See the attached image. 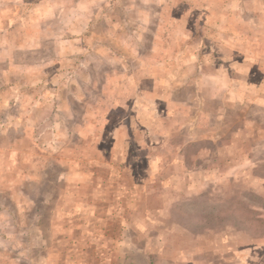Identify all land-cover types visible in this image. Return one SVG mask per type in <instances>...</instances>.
<instances>
[{"label": "rangeland", "instance_id": "obj_1", "mask_svg": "<svg viewBox=\"0 0 264 264\" xmlns=\"http://www.w3.org/2000/svg\"><path fill=\"white\" fill-rule=\"evenodd\" d=\"M23 3L0 0V264H264V0Z\"/></svg>", "mask_w": 264, "mask_h": 264}, {"label": "crops", "instance_id": "obj_2", "mask_svg": "<svg viewBox=\"0 0 264 264\" xmlns=\"http://www.w3.org/2000/svg\"><path fill=\"white\" fill-rule=\"evenodd\" d=\"M19 2L20 3H22V4H26V3H23V0H19ZM39 18H34L33 20H31L30 22H29V20H27V21H25V22H22V24H21V26H22V28H25V27H32L33 28V30H34V33L33 34H31L30 36L29 35H27V34H22V37H20V40H19V43H23L24 41H26V42H34V43H36L37 44V41H39L40 39H41V37H42V28L40 27V21L41 20H38ZM12 26H14L9 20H6V22H5V25H4V28L2 29L3 31H7V33L8 34H10L11 33V31H10V28L12 27ZM35 44V45H36ZM10 69V68H9ZM214 83V82H213ZM215 84V83H214ZM231 85H232V82H231V80H229V78H228V84H226V86H225V90H228V89H230L231 88ZM22 85H20V84H15L14 86H11L10 85V93L11 94H16V96L18 95V97L17 98H19V96H23V94L22 93H24V91H23V89H22ZM33 90V89H32ZM32 90H30V91H32ZM211 99H213V98H211ZM34 100L36 101V98L35 99H33L32 100V102H34ZM9 103L10 102H17L16 100H14L13 99V96H12V98H10L9 100ZM15 103H11V104H9V106L11 107V106H13ZM48 104V103H47ZM8 117H13L14 119L16 118V117H14V116H12V115H8L6 118H7V121L9 122V119H8ZM13 118H11V119H13ZM20 121V120H19ZM203 138V135H201V139Z\"/></svg>", "mask_w": 264, "mask_h": 264}]
</instances>
